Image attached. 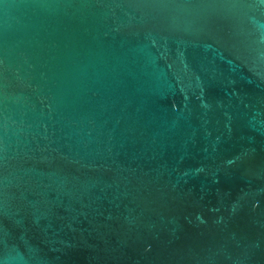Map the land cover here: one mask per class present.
<instances>
[{
	"label": "water",
	"instance_id": "95a60500",
	"mask_svg": "<svg viewBox=\"0 0 264 264\" xmlns=\"http://www.w3.org/2000/svg\"><path fill=\"white\" fill-rule=\"evenodd\" d=\"M0 264H264V0H0Z\"/></svg>",
	"mask_w": 264,
	"mask_h": 264
}]
</instances>
